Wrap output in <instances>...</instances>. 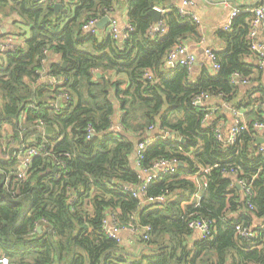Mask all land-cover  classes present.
Wrapping results in <instances>:
<instances>
[{
    "label": "trees",
    "instance_id": "16d2710c",
    "mask_svg": "<svg viewBox=\"0 0 264 264\" xmlns=\"http://www.w3.org/2000/svg\"><path fill=\"white\" fill-rule=\"evenodd\" d=\"M167 1L0 0V25L16 19L15 33L0 36L17 46L0 54V257L9 264H264V157L256 154L264 132L252 127L262 119L264 89L246 91L231 81L238 73L248 87L264 69L249 50L253 14L238 13L219 34L225 47L215 51L218 71L204 68L193 77L166 61L185 37L198 35L191 18L166 7V33L147 34L149 12ZM122 7L130 26L125 39L82 32L86 21ZM203 93L251 118L231 145L216 139L217 120H204L208 106L194 103ZM143 139L152 142L141 171L161 160L182 167L133 197L124 187L141 184L134 152ZM24 147L41 150L18 180ZM195 178L205 186L198 190ZM110 216L118 228L149 227L136 252L106 233ZM192 219L211 222L208 238H194Z\"/></svg>",
    "mask_w": 264,
    "mask_h": 264
},
{
    "label": "built area",
    "instance_id": "2783aa9c",
    "mask_svg": "<svg viewBox=\"0 0 264 264\" xmlns=\"http://www.w3.org/2000/svg\"><path fill=\"white\" fill-rule=\"evenodd\" d=\"M69 1V0H66ZM174 1V0H173ZM221 5L225 8H228L230 6V3L228 0H220ZM262 3L258 6H256L253 10H252V20H251V24H250V32H249V39H250V43H249V50L251 51L252 55L256 58L257 64L259 65V67L263 68L264 67V41L261 40L258 37V31L260 29V27L262 26L263 22H264V16H262L259 12V9L261 7H264V0L261 1ZM58 2L56 1L55 4H57ZM177 3V2H175ZM179 5L175 6V8L177 9L178 13L182 16L185 17H189L191 18L195 23L198 22L197 18L195 17V15L189 13L186 11V8L188 7H192L194 5V1L193 0H178ZM154 9L157 10V7H155ZM160 13L162 14L163 11L160 10ZM239 13L238 10H234L231 13L232 18H234L237 14ZM110 17V16H108ZM93 21H95V23H93ZM99 20H88L86 21L82 27L81 30L84 34H89V35H98V28H97V22ZM230 28V26H226L225 30H228ZM130 30V26L128 25L125 29L121 30L118 28L116 21L114 19H112L110 17V22L108 24V26L106 27V35H109L111 38H113L114 40H122L125 39L127 37L126 31ZM167 31V27L165 24V21H163L162 19H160L158 22H154L147 30V34L150 38L153 37H161L162 35H164ZM17 48L16 43L12 40H5L3 42L0 43V51H5V50H15ZM187 48L185 45H179L177 47H175L174 49L170 50L168 52L166 61L167 64L169 66H173V65H180L182 67L187 68L188 70H192L194 63H195V57L194 55H192L189 51H184V49ZM44 54H47V52H44ZM204 55L207 59L208 65H209V70L212 73H216L219 69V65L217 63V58L215 55V50L213 49H209L206 48L204 50ZM209 57L211 59H209ZM46 63L45 59L42 60V64ZM61 79H51L50 82L51 83H56V84H60L61 83ZM231 81L233 84L235 85H239V86H247L249 85V79L248 78H243L241 77L238 73H234L231 75ZM58 98H67L65 95H60ZM212 100L210 98V96L206 93H203L201 95H199L195 100L194 103L196 105H203L205 102ZM59 104V102L56 103V107H58L57 105ZM262 105L264 107V101L262 102ZM221 107H225L229 110V112L231 113V115L233 116V125L231 127V129L229 130V133L226 137H224V135L217 129L216 130V139L219 141H222L225 144L231 145L235 138L238 136V134L241 131H244L247 129V125L245 120L243 119V112L234 108L229 107L228 105L222 104ZM211 116L210 114V110L208 109V113L206 114V116L204 117V120H208V118ZM261 120L260 121H255L253 122V129L256 131H262L264 132V109L261 113ZM121 129V127L119 126V124H117L116 126H112L111 130L118 132ZM153 128H150L149 130H152ZM151 132V131H150ZM148 131V133H150ZM93 134V131L88 128L87 130V138H90V135ZM261 139V138H257L256 142ZM264 141V136L261 139ZM152 142V140H146L143 139L141 140L138 144L137 147L135 149L134 152V165L135 167L138 169L139 174H140V179H141V184L139 185L138 188H134V187H130V186H126L124 187V190L127 191L128 193H130L133 197H140L144 194V190L146 185L151 182L152 180H155L160 174L162 173H166V172H170L173 173L176 168H178V163H165L163 164L162 167L160 168H156L155 165L147 170V171H141L139 166H140V159L142 158V153L145 151L146 147L148 145H150ZM256 148V154L263 156L264 157V142L263 144L257 145ZM41 147L40 148H36V147H28V148H23V150H21L20 152H18L19 154L17 155L19 158V167L18 170L16 172V177L18 180H22L24 179V175H25V170L27 169L31 159L38 155L40 153ZM160 161H158L157 163H159ZM156 163V164H157ZM210 168L209 167H205L202 168L200 170V172L204 175H206L209 172ZM195 183L198 186V190L201 188V186H205V182H202L201 184L199 183V181H197V179L195 178ZM238 185L242 188H245V191L247 194H249V189L246 187V183L244 182H239ZM199 198V194L196 193L194 195V199L196 201H198ZM149 202H154L153 199H149ZM156 202H163L164 198L163 197H159L155 200ZM253 209V207H252ZM189 229H191L193 232L198 233L199 235V239H205L208 238L210 233H211V222H207L204 220H190L187 223ZM149 227H144V228H118L117 225L114 223V218L112 216H110L108 218V220L105 222V231L106 233L113 239H116L118 242H121V237L119 236L120 233L122 232H131L132 234L136 235L137 237H139L140 232L144 235L145 233H147L149 231ZM243 235H250L249 233L243 231L242 232ZM147 236L144 235L143 239H146ZM9 264V261L7 259V257L5 256H1L0 257V264Z\"/></svg>",
    "mask_w": 264,
    "mask_h": 264
},
{
    "label": "crops",
    "instance_id": "0c3cea01",
    "mask_svg": "<svg viewBox=\"0 0 264 264\" xmlns=\"http://www.w3.org/2000/svg\"><path fill=\"white\" fill-rule=\"evenodd\" d=\"M194 5L192 7L186 8V11L195 15L198 22L196 23L198 26V35L194 36H187L183 39L184 45L187 47L188 51L194 55L195 63L192 68V75L193 77H197L204 68L209 70V65L207 59L204 55V50L206 48L213 49L216 52L222 51L225 47L224 40H222L219 36L220 33H223L226 26H230L232 23V16L229 13H232L234 10H238L239 13H252V10L260 5L262 0H255V3H250L249 0H228L230 6L225 8L221 5L220 0H193ZM169 3V4H168ZM179 3H175L173 0L167 1L160 6V9L163 11L162 14L165 13L166 7H174L178 6ZM126 9L124 7L117 9L110 17L116 21V24L119 29H125L129 24L126 16ZM161 14V15H162ZM14 19L13 17L8 18L0 25V33L2 34L3 29L6 30V34H14L16 26L13 25ZM123 25V27H121ZM24 30L25 37L28 38L29 34L26 27H21ZM18 29V28H17ZM19 30V29H18ZM105 30L98 29V35L100 33H105ZM4 35V34H3ZM106 35V33H105ZM258 37L264 41V22L258 31ZM7 40L6 38H2L0 36V43ZM11 40V39H10ZM2 51H0V54ZM54 60V56H53ZM251 58L246 59V62H251ZM264 68V67H263ZM210 71V70H209ZM211 72V71H210ZM212 73V72H211ZM213 74V73H212ZM255 79L251 82L250 86H242V90H252V88H256L255 91L259 90L262 91L264 89V69L261 72H257L253 76ZM259 88V89H257ZM257 93V92H256ZM255 93V94H256ZM259 94H256V96ZM203 105L208 106L211 114V120H217V129L226 137L229 133L233 125V116L229 112V110L225 107H218L216 106L215 100H210L205 102ZM243 112V119L245 122L248 120L251 121V118L247 117V113ZM248 119V120H247ZM248 121V122H249ZM113 126H116L119 123V115L113 121ZM4 130L6 133H10V128L5 127ZM262 132V131H260ZM151 134V132H150ZM262 134V133H260ZM148 136V133L147 135ZM264 135H260L258 138H263ZM8 141V138H4V141ZM3 141V140H2ZM5 148L6 145L3 144ZM121 237L122 246L127 249L128 251H132V247L135 248V252L139 249V245L137 244V236L132 234L131 232H122L119 235ZM194 238H199L198 233L194 232Z\"/></svg>",
    "mask_w": 264,
    "mask_h": 264
},
{
    "label": "water",
    "instance_id": "95a60500",
    "mask_svg": "<svg viewBox=\"0 0 264 264\" xmlns=\"http://www.w3.org/2000/svg\"><path fill=\"white\" fill-rule=\"evenodd\" d=\"M168 4H169V3H168ZM53 8H54L55 12L58 13L59 11L62 10V5L59 4V3H57V4L54 5ZM149 16L151 17V19H152L153 22H158V21L161 19V17H162L160 11H158V10H156V9H153L152 11H150V12H149ZM109 22H110V17L106 16V17L100 19V20L97 22V28H98L99 30H102V31H103V30L106 29V27L108 26ZM2 34H6V30H5V29H3ZM65 67H66V63H65V62H62V63H61V68L64 69ZM57 106H59V104H58ZM197 106H199V105H197ZM44 132H45V134H50V133H51V129H50V128H46ZM150 135H151V134L148 133V136H150ZM168 138H173V137H172V136H168ZM263 142H264L263 140L259 139V140L256 142V144H257V145H260V144H263ZM178 167L181 168V167H182V164H179ZM137 170H138V169H137ZM236 187H237L238 189L240 188L239 185H236Z\"/></svg>",
    "mask_w": 264,
    "mask_h": 264
},
{
    "label": "clouds",
    "instance_id": "9594fccd",
    "mask_svg": "<svg viewBox=\"0 0 264 264\" xmlns=\"http://www.w3.org/2000/svg\"><path fill=\"white\" fill-rule=\"evenodd\" d=\"M174 2H177V3H178V0H174ZM249 2H250V3H255V0H249ZM157 10H158V11L161 10L160 7H159V5H157ZM164 10H167V9H164ZM259 12H260V14H261L262 16H264V7H261V8L259 9ZM109 14H110V13H109ZM229 14H231V13H229ZM101 18H102V17H101ZM93 23H95V21H93ZM121 27H123V25H121ZM104 34H105V33H100L99 35L102 37ZM184 51H188V49L185 48ZM209 59H211V58L209 57ZM154 70H155V69H154ZM154 82H155V81H154ZM208 119H211V117H209ZM170 162L173 163V164L176 163L175 160L170 161ZM165 163H169V161L161 160L159 163L155 164V167H156V168H160V167H162L163 164H165ZM146 239H147V238H146ZM5 264H6V262H5Z\"/></svg>",
    "mask_w": 264,
    "mask_h": 264
},
{
    "label": "rangeland",
    "instance_id": "374dc122",
    "mask_svg": "<svg viewBox=\"0 0 264 264\" xmlns=\"http://www.w3.org/2000/svg\"><path fill=\"white\" fill-rule=\"evenodd\" d=\"M2 140H3L2 141V144L6 145L5 148H8V145H10L9 138H8V141H6V140L4 141V139H2ZM132 250H133V252H135V248L132 247ZM129 252H132V251H129Z\"/></svg>",
    "mask_w": 264,
    "mask_h": 264
}]
</instances>
